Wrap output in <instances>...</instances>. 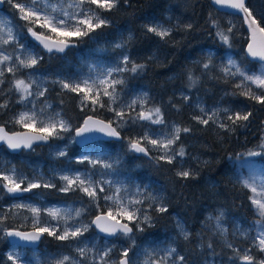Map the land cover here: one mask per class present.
Wrapping results in <instances>:
<instances>
[{
  "label": "trees",
  "instance_id": "trees-1",
  "mask_svg": "<svg viewBox=\"0 0 264 264\" xmlns=\"http://www.w3.org/2000/svg\"><path fill=\"white\" fill-rule=\"evenodd\" d=\"M13 1H18L17 8ZM20 1L7 0L3 9L12 17L14 27L20 33V42L28 39L34 45L28 33L31 27L62 38L61 34L53 33L38 21L34 22L33 17L29 20L20 19ZM110 1L111 5L108 7L90 4L91 10L100 16L99 20L87 26L81 25L74 32L64 35L70 41V47L64 53L68 56L66 60L63 59L64 54L40 49L37 65L53 76L57 77L56 72L61 71L63 76L73 79L74 76L70 73L74 72L76 55L87 48H93L96 40L100 43L108 41L109 56L116 52L127 56L126 68L121 71L118 87L127 91L135 86H142L160 108L164 122L179 125L181 131L174 148L179 161L184 164L181 168L179 161L163 159L151 149L150 156L137 154L132 150V144L130 146L133 133L128 128L123 129V140L120 143H95L100 145L99 148H93L94 143L85 147L75 143L68 146L66 156L77 164L75 167L86 166V160H76L83 154L101 152L111 163L117 176L138 186L142 195H149L148 199L139 203L149 222H144L143 229L135 233L136 243L131 244L126 240L127 235L108 239L109 244L121 241L127 247L122 252L114 245L111 255L117 258L115 263L118 264L122 255L136 256L138 251L142 252L143 247L161 241L166 245L177 246L179 254L185 258L183 264L192 259L200 260V254L203 257L208 254L220 264H231L238 260L240 252L225 246L220 234L210 227L207 217L222 212L234 245L244 249L250 247L248 239L232 232L237 224H244L255 217L252 191L236 178L242 162L246 166V161L260 160L264 154V97L259 98L262 90L244 92L236 77H224L218 69L222 55L245 53L248 33L242 18L232 15L238 20V27H231L228 22L231 15L217 10L212 0ZM248 6L264 27V0H248ZM168 13L179 22L177 25L173 24L168 33L160 35L147 25L156 21L170 23L166 17ZM119 29L132 30V33L121 47H116L111 40L116 37ZM244 58L253 67L259 64L250 61L246 54ZM6 84L4 83L0 94V124L10 131L24 129L16 119L20 108L17 96ZM51 85L54 88L46 90L47 98L63 116L73 122L74 128L89 114L115 123L114 105L112 107L105 97L101 105L92 112L90 107L78 110L81 92L72 85L70 90H64L60 94L57 92L63 89L55 83ZM181 92H198L204 96L207 104L220 100L230 111L224 114L220 125L212 122L204 124L199 119L200 112L192 103L186 102ZM65 100H69L71 105L63 103ZM236 114L242 117L236 118ZM129 116L130 126L138 127L137 130L140 131L143 127L140 117L134 116L133 112ZM3 152L19 170L29 174L32 165L38 161L53 160L46 152V147L39 145L33 151L18 154L8 152L6 148H3ZM57 161L63 162L64 159L58 158ZM1 180L0 177V182ZM33 190L35 194L53 202L74 201L79 198L87 200L77 192H61L56 195L55 188L47 186ZM151 197L153 200H150ZM105 211L103 207L102 212ZM95 214V211L91 213V219ZM119 218L127 220L125 215ZM177 218L188 230L186 237L177 228ZM133 226L135 228L136 225ZM34 227L30 218L22 220L20 217L15 220L10 210L0 206V264H12L11 256L8 255L11 244L7 229L27 230ZM91 229L96 233L93 227ZM96 235L100 241L103 240V237L97 233ZM52 239L53 235L46 232L41 245L56 252L63 249V246L53 243ZM250 252L254 260L243 264H263L257 259L261 254L259 251L251 249ZM132 264H140V261Z\"/></svg>",
  "mask_w": 264,
  "mask_h": 264
},
{
  "label": "rangeland",
  "instance_id": "rangeland-1",
  "mask_svg": "<svg viewBox=\"0 0 264 264\" xmlns=\"http://www.w3.org/2000/svg\"><path fill=\"white\" fill-rule=\"evenodd\" d=\"M22 1L19 4L22 10L19 14L20 19L29 20L33 17L34 22L38 21L53 33L61 34L62 38L81 25L87 26L99 20L100 16L91 10L90 4H100L103 7L111 5L110 0H31L24 3ZM17 2L13 1L14 5ZM166 17L170 23L156 21L147 25L158 34L164 35L169 32L173 24L179 23L170 13ZM228 22L231 27H238L236 17L231 15L228 17ZM30 29L32 32L34 28ZM130 32L132 33V30L119 29L116 37L111 41L116 47H121L123 42L131 37ZM96 43L93 48H87L76 55L74 72L70 73L74 76L73 79L63 76L61 71L56 72L57 77L53 76L37 65L40 49L32 45L28 39L20 42V33L15 29L12 17L0 10V94L4 83H7L6 85L14 91L17 102L20 104L16 115L17 121L24 128L43 132L54 139L45 146L46 152L53 160L38 161L32 165L31 174L19 170L6 157L3 152L4 146L0 147V177L2 179L0 206L10 210L15 220L20 217L22 220L30 218L35 225L34 228L51 233L53 243L63 246V249L56 252L45 245L31 249L11 245L8 255L11 256L13 264H116L117 258L111 255L112 248L117 245L123 252L127 247L121 241L113 244H109L106 239L100 241L91 229V213L102 212L104 207L105 212L116 218L125 215L131 224L136 225V231L120 236L127 235L126 240H129L131 244L136 243L135 233L143 229L144 222H149L144 211L142 212L139 207V203L145 198L148 199L149 195H142L138 186L131 185L126 179L117 176L111 163L101 152L83 154L77 158L78 161H87L84 168L75 167L77 164L66 156L68 146L75 143V129L80 125L74 128L73 122L63 116L62 112L47 98L46 90L54 88L52 83H56L60 89L65 90H70L73 85L82 93L78 99V110H82V107H90L92 112L101 105L105 97L112 107L114 105L116 112L113 117L115 123H112L121 132L128 128L133 133L130 146L132 142H141L148 149L153 150L156 156L170 161H179L174 148L175 140L181 131L179 125L164 122L160 108L142 86H135L127 91L125 88L118 87V83L121 82V71L126 68L127 56L120 52L109 56L108 41L100 43L96 40ZM14 44L15 46H12ZM244 55L245 53L242 52L238 55H222L218 69L224 77H236L244 92L261 89L262 95L259 98L262 99L264 97V64L259 63L253 67L245 60ZM67 57L63 55V59L66 60ZM63 92L64 90H60L57 93ZM181 96L200 112L199 119L204 124L212 122L220 125L224 114L230 111L220 100L207 104L204 96L198 92L193 94L181 92ZM63 103L71 105L69 100ZM131 112L134 116L138 115L143 122L140 131L137 130L138 127L130 126L128 118ZM238 116V114L235 115L236 118ZM82 122L83 120L80 124ZM101 142L111 141L99 140L92 144ZM99 147L100 145H93V148ZM252 154L253 152L249 156ZM58 158H63L64 161H57ZM179 163L182 168L184 164L182 161ZM246 163V166L243 165L244 162L240 164L241 169L238 171L236 180L252 191L255 217L244 224H237L232 232L241 238L248 239L250 247L244 249L234 245L222 212L209 215L207 220L212 230L220 234L225 246L240 252L238 260L231 264L250 263L254 260L250 256L251 249L261 253L257 259L264 264V154L260 160L246 161ZM178 171L180 172L181 169ZM7 186H21L24 196H11L5 190ZM41 186L55 188L56 195L61 192H77L85 196L87 200L79 198L74 201L53 202L49 198L35 194L33 189ZM150 200H153V197ZM177 228L183 237L187 236L188 230L178 218ZM176 248L177 246L158 241L155 245L149 244L143 247L142 252L138 251L136 256L135 254L128 256L131 264L137 260L140 264H183L185 258ZM200 256V260L192 259L187 264H220L208 254L205 257L201 254Z\"/></svg>",
  "mask_w": 264,
  "mask_h": 264
},
{
  "label": "water",
  "instance_id": "water-1",
  "mask_svg": "<svg viewBox=\"0 0 264 264\" xmlns=\"http://www.w3.org/2000/svg\"><path fill=\"white\" fill-rule=\"evenodd\" d=\"M247 1L212 0V3L219 11L242 17L249 38L245 53L251 61L264 64V27L252 14ZM5 5V0H0V9ZM31 35L36 43L46 50L63 52L70 44L67 40L57 39L42 32L33 31ZM122 139L123 134L115 124L93 114L87 115L80 126L75 129V143L80 147L99 140L119 143ZM49 143H51V137L43 132L29 128L9 131L6 126L0 125V146H4L11 153L18 154L23 150L31 151L37 145L46 146ZM132 150L137 154L150 156L149 149L141 142H133ZM6 191L13 197H20L23 194L21 186H7ZM92 226L99 235L106 239H113L121 234L134 233L131 222L116 218L107 212L97 213L92 219ZM7 236L11 245L36 248L41 244L45 232L36 228L27 230L10 228L7 230ZM118 263L131 264V260L128 255H122Z\"/></svg>",
  "mask_w": 264,
  "mask_h": 264
},
{
  "label": "bare ground",
  "instance_id": "bare-ground-1",
  "mask_svg": "<svg viewBox=\"0 0 264 264\" xmlns=\"http://www.w3.org/2000/svg\"><path fill=\"white\" fill-rule=\"evenodd\" d=\"M1 148L3 147V146H0ZM43 242V241H42Z\"/></svg>",
  "mask_w": 264,
  "mask_h": 264
},
{
  "label": "flooded vegetation",
  "instance_id": "flooded-vegetation-1",
  "mask_svg": "<svg viewBox=\"0 0 264 264\" xmlns=\"http://www.w3.org/2000/svg\"><path fill=\"white\" fill-rule=\"evenodd\" d=\"M12 261V260H11ZM12 263V262H11ZM13 264V263H12Z\"/></svg>",
  "mask_w": 264,
  "mask_h": 264
}]
</instances>
